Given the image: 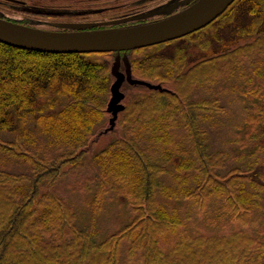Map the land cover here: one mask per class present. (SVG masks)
I'll use <instances>...</instances> for the list:
<instances>
[{"label":"trees","instance_id":"16d2710c","mask_svg":"<svg viewBox=\"0 0 264 264\" xmlns=\"http://www.w3.org/2000/svg\"><path fill=\"white\" fill-rule=\"evenodd\" d=\"M224 17L210 24H216L214 36L218 27L242 17L240 30L248 41L188 69L182 67L184 48L174 59L132 55L149 47L130 51L133 76L163 89L135 85L117 119L124 133L95 156L100 185L115 180L112 189H122L131 213L127 223L105 237L94 225H78L76 212L57 189L69 170L79 169L97 130L106 124L114 81L111 53H48L0 42V264H264V235L246 229L263 199L264 170L255 177L259 149L229 166V155L213 148L205 126L225 106L218 96L196 95L202 85L247 64L261 72L264 0H240ZM257 97L264 99V92ZM258 110L264 116L263 107ZM31 122L53 139L54 151L33 150L25 134L1 136L17 123ZM250 123L263 133L259 117ZM174 159L181 161L180 171L192 172L191 180L176 177L178 186L167 181ZM12 161L24 164L23 169H8ZM174 197L193 202L199 214L218 198V216H227L238 228L184 234L165 247L162 239L186 222L162 203Z\"/></svg>","mask_w":264,"mask_h":264},{"label":"rangeland","instance_id":"374dc122","mask_svg":"<svg viewBox=\"0 0 264 264\" xmlns=\"http://www.w3.org/2000/svg\"><path fill=\"white\" fill-rule=\"evenodd\" d=\"M239 19L244 18L234 19L231 23H225L224 26L218 27L220 31L215 36L214 32L217 31L214 30V26L216 24H212L198 35H187L160 46L149 47L147 50H142L132 55L137 56L139 54V56H143L148 54L174 59L177 52L184 48L185 59L182 62V67L183 69H188L203 58L215 56L238 44L247 42L248 38L240 30L241 22ZM205 43L209 44L206 49L201 47ZM92 57L97 59L105 58L102 55H92ZM109 58L113 63V55H110ZM260 64L262 68L259 73L250 64H247V66L242 68V71H237L228 77L219 76L220 78L213 82V84L202 85L201 88H198L199 91L196 92V95L204 97L218 96L225 106L223 113L213 115L205 123L213 148H221L227 152L229 155V166H236L239 164L241 156H250L255 149H259L257 157L260 168L259 170H255V177L257 178L260 177L264 170V165L262 164L264 161V131L261 133L262 129L258 128L256 124L252 125L250 121L257 117H259L261 122L264 121V116H260L258 110L260 106L264 109V99L257 97L260 91L264 92V75L262 74L264 72V61ZM135 78L137 77L135 76ZM134 86L128 82L122 84L121 91L125 94V97L134 93ZM207 86L212 87L210 89ZM124 99L122 101L123 104H125ZM110 117L111 114L107 113L106 124H103L97 130L92 139L89 153L84 157L79 169L69 170L60 179L57 189L58 193L65 198L76 212L77 224L80 226L94 225L100 231L102 237L118 230L131 217L126 196H123L124 192L120 187L116 188L119 190L112 189V186L117 185L113 179L108 181L104 186L100 185L102 176L99 175L100 173H98L95 163L96 154L106 148L110 141H113L118 135L124 133V130L117 125L119 113L114 128L107 130ZM177 132V138L179 140L182 139V131L177 130ZM15 133L27 135V139L30 140L33 150H40L42 153L54 151L55 145L51 142L53 139L43 130H40L38 126L33 125L32 122L28 126H21L17 123L15 130L6 134L2 133L1 136L5 139H11ZM251 134H256L257 136L260 134L263 139L250 137ZM60 149L59 146L57 150ZM180 162L179 159H174L169 164L171 170V174L167 176L169 184L178 186L176 177L186 179V181L190 179L192 172L180 171L178 168ZM8 165V169L11 168L10 170L16 171L24 167V164L17 161H12ZM101 190L102 192L99 194ZM262 195L261 206L255 211L254 221L250 222L248 227H246L249 232L256 235H264V190ZM162 203L170 211L183 215L186 220L185 224L176 232L169 233L162 239V244L165 247H170L179 236L184 234L199 232L225 234L238 228V225L230 222L227 216H218V213L221 212L218 198H212L209 201L208 207L201 214L198 213L197 207L193 202L185 201L181 198L166 199ZM216 217L219 218L216 219Z\"/></svg>","mask_w":264,"mask_h":264},{"label":"water","instance_id":"95a60500","mask_svg":"<svg viewBox=\"0 0 264 264\" xmlns=\"http://www.w3.org/2000/svg\"><path fill=\"white\" fill-rule=\"evenodd\" d=\"M234 0H201L195 6L172 19L120 26L103 27L101 23L63 24L67 30H44L0 19V42L21 49L48 53L114 52L111 74V97L107 112L111 114L109 127L114 128L118 113L123 111L125 94L121 91L126 81L131 85H144L162 90L160 84L135 78L128 52L165 43L203 28L219 16ZM122 63L125 70H121Z\"/></svg>","mask_w":264,"mask_h":264},{"label":"flooded vegetation","instance_id":"af4514ba","mask_svg":"<svg viewBox=\"0 0 264 264\" xmlns=\"http://www.w3.org/2000/svg\"><path fill=\"white\" fill-rule=\"evenodd\" d=\"M200 1L201 0H0V19L44 30H67L62 26L63 24L76 23H101V25L98 26L99 28L120 27L163 19H172L176 15L195 6ZM239 1L240 0H234L215 19H226V17H224L225 13L231 10L233 6L238 5ZM209 25L187 35H198ZM165 43L153 46H160ZM110 53L113 57L115 56L114 52ZM129 53L130 52H128V57ZM121 70H125L123 63L121 65ZM125 83L127 82L125 81L124 84Z\"/></svg>","mask_w":264,"mask_h":264}]
</instances>
